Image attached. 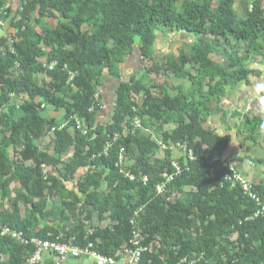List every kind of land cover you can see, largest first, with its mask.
Here are the masks:
<instances>
[{
	"label": "trees",
	"instance_id": "trees-1",
	"mask_svg": "<svg viewBox=\"0 0 264 264\" xmlns=\"http://www.w3.org/2000/svg\"><path fill=\"white\" fill-rule=\"evenodd\" d=\"M178 1L23 0L21 20L15 24L17 41L13 42L10 48L8 45H2L3 41H0V93H2L0 106L8 101L9 95H26L31 99V102L23 107L24 116L20 123L16 124L18 129L14 130L6 146H12V149L24 148L21 151L22 157L32 159L35 166L33 169H25L23 173L18 171L15 175L32 201L37 198L43 199L45 190H49L52 194L55 190L62 189V182L53 178L43 179L41 166L50 159L47 155L38 152L32 143L44 133V123L38 112L39 104H35L32 100L38 97L57 109H64L68 119L77 116L86 126L85 136L75 131L72 137L64 129L55 134L56 161L70 147H74V155L65 165L64 181L86 165H91L92 168L103 163L110 170L107 177L109 190L102 194L96 189L99 187V182L95 176L84 178L78 187L85 196L84 202L77 201L74 196L72 202H63L66 208L60 220L63 226L57 229H35L34 226L24 223L17 215L12 216L8 224L3 221L0 225L24 231L28 236L38 238L45 236L49 231L54 234L62 233L67 238L74 235L77 238L76 244L83 245L85 229L82 216L85 214V219L90 221L94 212L99 211L100 218L108 213L110 219L117 224L112 229H96L89 240L96 245L100 254L112 256L128 242L129 221L134 211L143 206L142 213L146 217L142 223L148 234L147 242L151 241L155 234L161 233L165 243L174 240L180 245L176 255L171 253L168 255L171 264H176L193 252L197 254L204 252L209 261L216 257L214 250L220 246L218 242L220 240L217 238L232 234L237 235L241 253L237 254L236 258L229 255L226 260L215 261L212 264H264V214L255 217L261 212L262 207L244 196L239 187L221 188L224 175L230 173L228 168H223L217 162H211L207 155H198L200 157L196 158L195 162H191L192 173L184 171L180 177L174 179L173 184L176 186L184 184L196 186L198 194L192 196L195 206L198 207L199 213L203 214V220L205 217H213L208 219L203 227V236L193 243L189 239L186 240L185 234L186 229L192 224V220H188L187 216L193 213L189 208L193 207V203L187 209H183L182 205L177 203L171 210L163 212L157 203L146 200L147 193L154 190L161 182L159 178L150 179L146 185H143L142 182L123 179L115 168L118 152L123 149L132 152L140 171L148 176L150 170L145 159L153 146L150 140L134 139L131 135L120 136L121 138L117 136L114 147L110 150V158L105 161L106 158L103 156L106 137L112 138L121 133L122 117L119 110L123 108L129 110L125 97L131 90L138 94L143 88L134 82L122 83L117 89L118 111L113 117L114 123L103 128L95 125L96 110H93L95 106L92 79L95 73H99L104 67L112 72L114 61L111 58L120 63L126 52H132L135 38H139L141 43L139 49L141 55L145 57L154 43V33L158 27L194 35L207 30L217 39L224 41L234 39L242 44L264 36V12L260 0L251 6L245 20L237 19L232 8L233 0H218V7L215 10L211 9L207 0H182L179 9ZM2 6L3 0H0V8ZM34 13H37L40 19L54 18L58 15L64 23L55 30H44L42 35H37V40L33 41L31 40L33 32L28 26V21ZM40 45L50 48V52L46 55ZM214 50L212 44H196L193 48L192 60L198 64L199 75L202 78L207 77L209 75L207 71L213 67L210 56ZM44 56L47 57L50 67L39 62ZM188 61H190L188 58L182 57V63ZM233 63L239 62L234 59ZM14 73L17 76L14 77L12 75ZM246 73L240 70L239 80L244 78ZM39 74H45L50 79L48 87L53 92H69L72 103L68 104L63 98H56L47 87L36 86L34 76ZM145 99L143 112L156 118H160L163 113L171 114L181 109V104L185 100L184 97L164 96L154 101L148 91H145ZM195 122L196 116L191 118L188 124H179L171 137L180 141L188 136L192 141L196 136L203 135ZM50 123L53 125V122ZM70 125L75 128L73 121ZM3 149L0 148V179L10 173ZM116 149L117 153L114 152ZM199 159L206 161V164H200ZM132 172L137 175L136 170ZM48 183L51 186H48ZM92 187L96 190L92 191ZM212 187L214 189L209 192ZM133 190L137 191L139 197L138 208L135 210L126 207V203L122 200L125 193ZM213 202L214 206H211L210 203ZM80 203L81 207H78ZM33 207L42 215L43 205ZM67 211L69 215H66ZM76 217L75 225L73 219ZM167 238L170 240L168 241ZM97 240L100 242L96 243ZM32 250V247H22L8 238L0 239V255L8 251L12 258L11 264H22L24 258L32 254ZM161 252L167 255L166 251ZM154 261L160 263L157 256L154 257ZM0 264H2L1 259ZM198 264H206L204 258Z\"/></svg>",
	"mask_w": 264,
	"mask_h": 264
},
{
	"label": "rangeland",
	"instance_id": "rangeland-1",
	"mask_svg": "<svg viewBox=\"0 0 264 264\" xmlns=\"http://www.w3.org/2000/svg\"><path fill=\"white\" fill-rule=\"evenodd\" d=\"M207 1L212 10L218 7V0ZM256 1L233 0L232 8L237 19L245 20L251 6ZM181 3L182 0H179L178 9ZM22 4L23 0H3V6L0 8L2 45L11 46L18 39L15 24L21 20ZM260 5L264 12V0H260ZM63 23L64 20L58 15L54 18L40 19L37 13L32 14L28 21V26L33 32L31 40L36 41L37 35H42L44 30H55ZM140 44L139 38H135L132 52H126L120 63L111 58L114 61L112 72L104 67L99 73H95L92 79L95 106L93 110H96L95 125L107 128L114 123L113 117L118 111L116 109L117 89L122 83L134 82L143 88L138 94L131 90L125 97L129 110L124 108L119 110L122 117L121 133L116 136L121 138L120 136L131 135L134 139H147L153 143L145 159L150 174L144 175L132 152H126L123 149L118 152L115 168L123 179H127L126 174L134 175L135 181L142 183L144 177L147 178V183L150 179L159 178L161 182L154 190L147 193L146 200L157 203L163 212L171 210L177 203H180L183 209H187L193 203V207H189L193 213L187 216L188 220H192V224L186 229L185 234L186 240L189 239L195 243L203 236V227L207 220L213 217H205L203 220V214L201 215L198 207L195 206L196 203L192 200V196L198 194L196 186L186 184L176 186L173 183L174 179L180 177L184 171L192 173L191 162H195L196 158L200 157L198 155H207L211 162H217L223 168L229 169L232 180L226 181L223 178L221 188L226 186L231 189L240 188V184L245 182L259 196L261 206H264V36L242 44L234 39L228 41L217 39L207 30L194 35L158 27L154 33V43L145 57L141 55ZM196 44H212L215 48L210 56L213 67L207 71L209 75L205 78L199 75V66L192 60L193 48ZM40 46L46 55L50 52V48ZM182 57L190 61L182 63ZM234 59H237L239 63L234 64ZM39 62L50 67L46 56L40 58ZM240 70L247 72L241 80L238 75ZM12 75L17 76L15 73ZM49 83L50 79L45 74L34 76L36 86L47 87L56 98H63L68 104L72 103L69 92L55 93L48 87ZM145 91L150 93L154 101L164 96L184 97L185 100L181 104V109L171 114L163 113L160 118H156L143 112V104L146 100ZM73 92H75L74 89ZM7 100L0 106V148H4L10 173L0 179V223L4 221L8 224L11 221L10 218L17 215L24 223L34 226L35 229L62 227L61 214H65L66 210L63 202H72L73 196L77 201L84 202L85 196L78 189L80 181L87 176H95L99 182V187L96 189L105 194L109 190L107 177L110 170L103 163H99L94 169L90 167L91 165H86L64 181L65 165L72 159L74 147H70L56 161L54 157L55 134L64 129L72 137L75 131L85 136L86 133H82L86 131L85 123L82 120L81 122L77 116L68 119L64 109H57L41 98H34L33 102L39 104L38 112L44 123V133L32 143L38 152L47 155L50 159L44 163L41 173L46 178L62 182V189H57L52 194L49 190H45L43 199L30 200L15 174L18 171L23 173L25 169H33L34 161L22 157L21 151L24 148L12 149V146L7 147L6 144L14 130L18 129L16 124L20 123L24 116L23 107L26 103H30L31 99L26 95H9ZM194 116H196L195 124L204 133L203 135L196 136L192 141L188 136L180 141L171 137L179 124H188ZM71 121L76 125L77 121L80 122L82 129L71 126ZM50 122H53V125ZM106 138V150L103 153L105 161L110 158V150L117 140L115 136ZM178 142L185 147L187 153L174 148ZM189 151L192 152V156L189 155ZM114 152L117 153V149ZM199 162L202 165L206 164V161L201 159ZM176 163L177 168H174L173 164ZM132 170H136L137 175L133 174ZM96 189L91 188L92 191ZM213 189L214 187L209 192ZM248 198L252 201L250 197ZM122 200L126 203V207L134 208V210L138 208L139 197L136 190L125 193ZM210 204L214 206V202ZM34 205H43L42 215L35 211ZM137 210L140 216V230L148 236L142 223L146 217L142 213L143 206ZM67 212L66 215H69V211ZM110 217L106 213L100 218L99 211L94 212L90 227L98 230L112 229L117 223ZM73 222L77 224V217L73 219ZM217 240H220L218 241L220 246L214 250L216 257L208 261L204 252L200 254L193 252L186 255L187 263L198 264L204 258L206 264H212L215 261L226 260L229 255L236 258V255L241 253L236 234L223 236ZM151 242L154 254H157L167 264H171L168 255L177 253L180 249V245L174 240L165 243L161 233L155 234ZM161 251H166L167 255ZM0 259L2 264H11L12 258L8 251L1 254ZM85 262L93 264L94 261L89 259ZM82 263L84 264L80 262Z\"/></svg>",
	"mask_w": 264,
	"mask_h": 264
},
{
	"label": "built area",
	"instance_id": "built-area-1",
	"mask_svg": "<svg viewBox=\"0 0 264 264\" xmlns=\"http://www.w3.org/2000/svg\"><path fill=\"white\" fill-rule=\"evenodd\" d=\"M8 47L10 48V45H8ZM77 129H81V124L78 121ZM82 133H86V131H83ZM115 137L117 138L116 135ZM174 148L184 150L187 153L185 147L180 143L175 144ZM105 150L106 147L104 152ZM191 154L192 152L189 151L190 156H192ZM173 167L177 168V163L173 164ZM41 169H44L43 165L41 166ZM92 169H94V166ZM125 177H127V179L130 181L135 180L134 175L129 176L126 174ZM43 179L47 180L44 174ZM224 179L226 181H231V173H226L224 175ZM142 181L143 185L147 184V178L144 177ZM48 185H50V183H48ZM240 188L243 194L247 197H250L252 201L257 204V206L262 205L259 196L254 190L252 191L251 186L244 182L240 184ZM78 207H81V203L78 205ZM261 207V212H258L255 217L259 214H264V206ZM84 215L82 216V223L85 229L83 238L85 244L83 245L76 244L77 238L74 235L67 238L62 233L54 234L48 232L41 238L31 237L28 236L24 231L14 230L6 225H0V239L8 238L15 241L22 247L33 248L32 254L27 256L22 264H80V262L87 264L85 261L89 259L94 261L93 264H167L164 262V260L162 261V258H160L157 254H154L152 250V242H147L148 236L144 235L140 230L139 210L133 213L129 221L130 237L128 242L124 244L119 250H117L112 256L100 254L96 249V245L89 240L95 234L96 229L90 227V221L86 220ZM96 243H99L98 240ZM176 254L177 253L175 252L174 255ZM156 256L159 258V262L160 260L162 262L156 263L154 261V257ZM176 264L189 263H187V260L183 258Z\"/></svg>",
	"mask_w": 264,
	"mask_h": 264
},
{
	"label": "bare ground",
	"instance_id": "bare-ground-1",
	"mask_svg": "<svg viewBox=\"0 0 264 264\" xmlns=\"http://www.w3.org/2000/svg\"><path fill=\"white\" fill-rule=\"evenodd\" d=\"M74 121H75V119H74ZM81 121V120H80ZM82 122V121H81ZM77 126V125H76ZM82 129V128H81ZM86 130V129H85ZM72 151V150H71ZM50 232V231H49ZM33 251V250H32Z\"/></svg>",
	"mask_w": 264,
	"mask_h": 264
}]
</instances>
